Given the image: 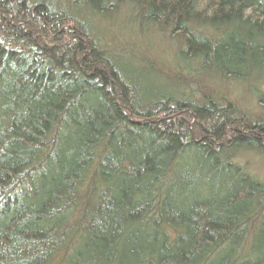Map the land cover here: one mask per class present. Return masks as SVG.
I'll return each mask as SVG.
<instances>
[{
    "label": "trees",
    "instance_id": "1",
    "mask_svg": "<svg viewBox=\"0 0 264 264\" xmlns=\"http://www.w3.org/2000/svg\"><path fill=\"white\" fill-rule=\"evenodd\" d=\"M246 156L264 0H0V264H264Z\"/></svg>",
    "mask_w": 264,
    "mask_h": 264
},
{
    "label": "rangeland",
    "instance_id": "2",
    "mask_svg": "<svg viewBox=\"0 0 264 264\" xmlns=\"http://www.w3.org/2000/svg\"><path fill=\"white\" fill-rule=\"evenodd\" d=\"M159 41V40H158ZM157 40H156V44L154 43L153 44V48H156V46L158 45V47H159V49L161 50V49H163L162 48V46H160L159 45V42H158ZM155 42V41H154ZM166 54V53H165ZM241 98H243V99H241V103H247V101H249V96L247 95V94H242V97ZM249 103V102H248ZM249 159V161H250V164H251V166H252V170L254 171V172H256L258 175H260V176H262V175H264V170L261 168V166H260V163H259V161L257 160V158H255V157H253V156H246L245 157V159Z\"/></svg>",
    "mask_w": 264,
    "mask_h": 264
}]
</instances>
